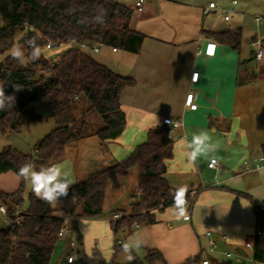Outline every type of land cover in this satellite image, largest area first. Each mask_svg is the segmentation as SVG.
Wrapping results in <instances>:
<instances>
[{
  "label": "crops",
  "instance_id": "obj_1",
  "mask_svg": "<svg viewBox=\"0 0 264 264\" xmlns=\"http://www.w3.org/2000/svg\"><path fill=\"white\" fill-rule=\"evenodd\" d=\"M128 1L121 2L133 7L136 0ZM232 1L148 0L141 11L134 9L132 27L145 35L141 49L138 53L123 51L111 66L135 79V84L126 87L120 96L126 115L124 131L104 142L95 134L98 158L83 167L77 168L67 152L70 165H62L65 159L55 164L71 173L75 184L91 172L125 159L147 139L150 129L164 124L165 118L180 121L181 125L173 130L174 156L167 162L164 176L178 194L192 195L193 206L181 211L176 206L167 207L156 213V223L135 225L130 233L121 234V243H128L139 259L144 260L150 250L158 249L165 259L163 264H183L200 254L218 264L211 257L216 253L235 259L237 264H262L253 259L257 230L253 203L264 201V165H257L258 157L264 154V0H238L226 19L221 9L231 8ZM211 2L218 9L204 13ZM257 17L262 19L258 21ZM238 28L242 29L239 48L211 34ZM209 41L217 44L215 55L199 54L198 50ZM256 41L263 49L261 58L256 56ZM114 48L117 47L112 46V51H121ZM94 58L107 65L103 58ZM195 72H199L197 81L192 80ZM189 92L196 94V110L185 104ZM202 133L208 136L204 154L193 162L188 159L187 145L194 135ZM85 140L74 142L75 148L80 149ZM209 146L214 151L208 150ZM212 159L217 160L215 168L210 166ZM21 181L14 171L2 172L0 191L14 193ZM118 184L119 180L110 183L106 196L109 188ZM76 203L77 199L68 195L52 207L63 219H74L77 229L86 224L93 230L97 241L91 249L86 245L87 238L79 233L85 256L90 260L97 251L108 262L117 263L120 255L125 259L122 247L115 250L116 235L111 226L113 214L120 210L107 217H74ZM63 205L68 210L58 212ZM186 214H190L189 220L184 219ZM1 216L12 224L11 217L0 213ZM64 226V235L73 229L67 228L65 221ZM207 231L212 232L218 244L214 253L202 249L208 243ZM137 241L141 242L139 247Z\"/></svg>",
  "mask_w": 264,
  "mask_h": 264
},
{
  "label": "trees",
  "instance_id": "obj_2",
  "mask_svg": "<svg viewBox=\"0 0 264 264\" xmlns=\"http://www.w3.org/2000/svg\"><path fill=\"white\" fill-rule=\"evenodd\" d=\"M100 9L104 11L103 22L97 23L95 17ZM134 13L133 7L120 0H0V14L5 21L0 28V54L16 44L17 31L23 32L19 42L26 47L29 58L31 48L26 41L35 37L40 47L39 59H31L28 64L13 59L11 54L0 61V85L6 95L15 97L14 104L0 111V131L4 134L6 130L20 131L25 125L40 120L41 116L32 107L39 99L51 108L50 115L56 122V127L37 143L35 154L21 153L11 145L1 148L0 173H18L24 164H33L39 169L59 163L66 157L69 144L86 137V118L93 111L99 112L105 120L103 127L95 132L101 141L116 139L122 134L126 115L121 109L120 96L126 87L135 84V79L120 74L86 51L70 49L60 58L50 60L41 49L49 41L100 40L138 53L145 35L132 27ZM211 34L234 48H239L242 39L240 28ZM81 96L90 104L78 124L75 109L76 100ZM171 130L167 124L150 129L147 139L125 159L91 172L68 190V195L77 199L72 211L74 217H102L109 184L131 169H138V191L132 196L131 213L122 214L111 222L116 235V252L123 244L120 235L130 233L135 225L156 223V213L170 206L180 211L193 206L192 195L178 194L164 176L167 162L174 156ZM24 183L22 180L14 193L0 191V202L11 213L23 204ZM253 205L257 221L253 259L264 264V201ZM54 211L52 204L38 199L32 192L21 223L13 222L8 228H0V264H50L64 225V219ZM202 260L200 254L183 264H202ZM157 263H165L158 249L150 250L144 260L135 257L130 262ZM80 264L129 263L108 262L96 251L90 260L86 258Z\"/></svg>",
  "mask_w": 264,
  "mask_h": 264
},
{
  "label": "rangeland",
  "instance_id": "obj_3",
  "mask_svg": "<svg viewBox=\"0 0 264 264\" xmlns=\"http://www.w3.org/2000/svg\"><path fill=\"white\" fill-rule=\"evenodd\" d=\"M123 2H129L128 0H121ZM235 9V13H236ZM236 18H238L237 14H235ZM5 25V21L3 17L0 14V28ZM23 32L17 31L16 33V44L8 49L5 53L0 54V61H2L7 55L11 54V51L14 48H23L24 49V58L22 60L23 64H28L31 61V58L28 57L26 47L22 45L19 42V39L21 38ZM71 48L67 45L56 48V49H48L47 47H43L41 49V52L46 55L50 56L51 53H57V58H60L65 52L70 50ZM123 51H126L124 49H121L120 52L112 51V45L110 44H104L101 47L100 52H93L91 50H87L89 54H91L93 57H98L99 59L105 60L103 62H106L108 67L111 68V66L115 65L117 57L123 53ZM113 69V67H112ZM89 100L85 96H81L79 99L76 100V109L75 114L77 116V122L78 124L81 123L83 113L89 106ZM32 107L36 111L38 115L41 116L40 120L31 122L29 125H25L20 131H11L6 130V133L3 134L0 131V149L3 148L6 145H11L13 148L18 149L21 153L24 154H35L36 151V145L39 142V140L43 139L48 133H50L55 127L56 122L55 119L50 115L51 114V108L47 106L42 99L37 100L32 104ZM87 121V135L85 137L84 144H82V147L80 149L75 148L76 144L73 143V145L69 144V149H67V154L69 157L74 161L77 168L83 167L89 160L98 158V148H96V141H98L97 136H95V131L99 128L103 127L104 125V118L103 116L97 112L93 111L89 113V115L86 118ZM68 148V147H67ZM100 148V152H101ZM67 155V156H68ZM103 155V150H102ZM65 159V164L62 165H70V162H68V158ZM63 159V160H64ZM62 160V161H63ZM61 162V161H60ZM62 163V162H61ZM67 170L70 169L66 166ZM68 173V172H67ZM69 174V173H68ZM70 178H72L71 173L69 174ZM139 178V172L137 168H133L128 176L126 177H119L116 181H120V184H118L115 188H109V191L106 196L105 204H104V216H111L114 212H118L120 216L122 214L129 215L131 213V202L134 201L132 199L133 194L138 189V181ZM112 187V186H111ZM32 193L31 186L28 182L24 183V191H23V197L24 201L21 206L23 210H27L29 207V195ZM68 196V195H67ZM63 198V197H62ZM131 201V202H130ZM64 203H66L64 201ZM68 206V205H67ZM63 208L59 209L58 212H64L68 210V208L65 205L61 206ZM67 228L71 227L73 229H69V231L66 232L64 236H60L55 250L52 254L50 264H80L82 260L86 259L84 252V247L81 245L80 241V235L79 233L82 232L84 234V238H87L86 245L91 246L95 244L97 241L94 237L93 238V230L88 229L86 224L82 228L74 227L73 223L75 222L74 219L71 221L69 218L64 219ZM10 226V222L7 218L1 216L0 217V227L2 228H8ZM79 230V231H78ZM73 241L76 242L75 245H73ZM87 248V250L89 249ZM91 249V247H90ZM73 256L75 258L74 263L68 262V257ZM236 255V254H235ZM237 256V255H236ZM212 259L215 261H218L220 264H237L235 262V259H230L225 256H221L218 253L215 255L212 254ZM238 257V256H237ZM117 263H129L124 259V255H120L119 259L116 261ZM217 263V262H216ZM218 263V264H219ZM158 264V263H157ZM163 264V263H159Z\"/></svg>",
  "mask_w": 264,
  "mask_h": 264
},
{
  "label": "clouds",
  "instance_id": "obj_4",
  "mask_svg": "<svg viewBox=\"0 0 264 264\" xmlns=\"http://www.w3.org/2000/svg\"><path fill=\"white\" fill-rule=\"evenodd\" d=\"M104 11L99 10V13L95 17L97 23L103 22ZM26 44L31 48V59L37 60L40 57V47L37 44L36 38H30L26 41ZM11 57L15 60L22 61L24 58L23 48H14L11 51ZM19 86L16 89L19 90ZM15 97L5 94L3 85H0V111L14 104ZM208 140L207 134L194 135L193 140L187 145L188 159L195 161L200 155L204 154L205 142ZM193 144L195 148H193ZM210 151H214L210 146ZM17 175L21 180L28 182L31 186V191L34 195L49 204H57L61 197L68 195V190L72 186L73 181L69 174L63 171L59 166L53 165L49 167H40L37 169L33 164H24L20 166ZM179 207V205H178ZM141 245L140 241H137L136 246ZM122 251L125 253L126 261L132 262L135 256L132 254V250L128 243L122 244Z\"/></svg>",
  "mask_w": 264,
  "mask_h": 264
},
{
  "label": "built area",
  "instance_id": "obj_5",
  "mask_svg": "<svg viewBox=\"0 0 264 264\" xmlns=\"http://www.w3.org/2000/svg\"><path fill=\"white\" fill-rule=\"evenodd\" d=\"M148 1V0H136L134 2V5H133V8L134 9H137L139 11H141L143 9V6L145 4V2ZM238 2V0H233L232 1V6L231 8L229 9H221L223 13H225V18L226 19H229L230 18V14L232 11H233V7L234 5ZM218 9V6L215 2H211L209 4L208 7H206L204 9V13H208L212 10H216ZM258 21L261 20L262 18L261 17H257L256 18ZM254 45H257V58H261L262 57V54H263V49L260 45V43L258 41L256 42H253ZM69 46L71 49H77V50H80V51H87V50H91L93 52H99L101 47L104 45V43L100 40H95V41H82V42H79V41H76V40H71L69 42H58V43H55V42H52V41H49L46 45V47L48 49H56V48H59V47H62V46ZM216 47H217V44L214 42V41H209L205 48L204 49H200L198 50V53L201 54H205L207 56H214L215 55V52H216ZM117 48H114V50H116ZM198 77H199V72H195L192 74V80L193 81H197L198 80ZM195 98H196V94L194 92H189L187 93V96H186V101H185V104L186 106H188L190 109L192 110H196L198 108V104L195 102ZM164 124H167L169 126L172 127V130L169 132V136L170 137H173V130L177 127H179L181 125L180 121H176V120H173L171 118H165L164 119ZM217 165V160L216 159H212L211 162H210V166L211 167H216ZM257 165L258 166H262L264 165V154L263 155H260L257 159ZM0 213L3 214L4 216H8L10 217L11 215L14 217L12 219V223H16V224H20L21 223V220H22V217H23V214L25 213L23 211L22 208H17L15 211H13L12 213L9 212V210L5 207V206H0ZM114 219H117L120 217V214L116 213L113 215ZM184 219L186 220H189L190 219V214H186L184 215ZM139 226V225H137ZM66 231V227L63 225L62 229L60 230L59 232V235L60 236H63L64 233ZM206 237L208 238V243L202 247V249L205 251H209L210 253H214L217 251V247H218V244L216 242V240L213 238L212 236V232L211 231H207L205 233ZM73 245L76 244L75 241H73L72 243ZM226 254L228 256H231L232 253L230 252H226ZM68 261L70 263H73L74 262V257L73 256H69L68 257ZM202 264H214L211 260L210 257H205L203 260H202Z\"/></svg>",
  "mask_w": 264,
  "mask_h": 264
},
{
  "label": "water",
  "instance_id": "obj_6",
  "mask_svg": "<svg viewBox=\"0 0 264 264\" xmlns=\"http://www.w3.org/2000/svg\"><path fill=\"white\" fill-rule=\"evenodd\" d=\"M30 30H33V27H30ZM57 56V53H52L50 56H49V59L50 60H54Z\"/></svg>",
  "mask_w": 264,
  "mask_h": 264
}]
</instances>
